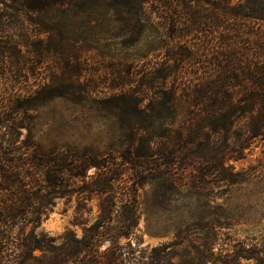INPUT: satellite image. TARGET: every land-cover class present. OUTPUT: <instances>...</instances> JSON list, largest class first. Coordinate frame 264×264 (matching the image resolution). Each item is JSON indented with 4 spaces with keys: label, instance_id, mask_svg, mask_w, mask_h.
<instances>
[{
    "label": "trees",
    "instance_id": "1",
    "mask_svg": "<svg viewBox=\"0 0 264 264\" xmlns=\"http://www.w3.org/2000/svg\"><path fill=\"white\" fill-rule=\"evenodd\" d=\"M76 1L0 0L5 7V12L0 11V64L6 67L10 82L22 77L24 49L40 62L58 54L56 58L65 67L66 59H77L74 47L64 55L69 39L49 27L44 18L52 9L64 5L67 9ZM102 2V7L110 5L120 14L121 22L135 21L142 31L154 25L166 30L157 34L156 45L150 43L143 56L138 55L144 61L143 72L129 79L128 71L120 84L121 101L132 105L133 116L140 123L127 135V147L110 160L76 149L66 150L64 155L43 152L31 131L24 149L8 145L0 157V164H6L4 169L0 167L5 185L0 187V225L13 230L17 219L24 226L37 225V205L62 194L64 180L60 175L66 171L69 180L84 182L80 194L97 197L99 214L81 238L66 234V259L60 264H264V250L257 246L233 247L228 255L223 250L217 252L215 238L199 241L193 245L194 254L183 259L173 252L184 243L183 231L173 242L152 248L147 256L130 240L137 226V193L145 183L160 182L166 175L172 187L198 195L208 178L229 185L240 183V174L230 172L227 165L245 160L255 143H264V0H240L237 4L232 0ZM152 3H159L160 9H153ZM23 12L40 17L29 19L35 26L33 33L19 34L23 25L18 14ZM159 31L155 27V33ZM140 74L142 78L136 81ZM47 79L40 82L33 100L45 98L52 87L66 90V79ZM129 83L136 85L125 90ZM11 98L0 116L9 138L14 135L12 118L25 110L19 98ZM145 100L149 103L141 109ZM173 127H177L175 131ZM31 149L34 151L25 152ZM21 163L23 166H18ZM26 165L33 166V173L43 172L41 195L35 192L34 174L22 172ZM174 166L184 178L173 179ZM91 170L94 173L88 176ZM124 177L130 184L127 192L122 191ZM8 237L0 231V264L7 262L1 248L8 245ZM123 239L126 242L122 243ZM27 241L24 250L40 248ZM19 257L27 261L26 256ZM174 258L179 259L175 262Z\"/></svg>",
    "mask_w": 264,
    "mask_h": 264
},
{
    "label": "rangeland",
    "instance_id": "2",
    "mask_svg": "<svg viewBox=\"0 0 264 264\" xmlns=\"http://www.w3.org/2000/svg\"><path fill=\"white\" fill-rule=\"evenodd\" d=\"M238 1L232 0V3ZM103 4L102 0H78L67 9L66 5L54 8L44 17L49 27L69 39L65 43L64 55L73 47L77 51V59H66V67L61 59L56 58L58 54L40 62L24 49L26 62H23L22 77L14 83L7 78L6 67L0 64V116L13 95L25 104V110L12 118L14 123L10 127L14 135L10 138L6 132L8 128H4V119L0 120V157L8 145L24 149L30 131L34 143L46 153L54 151L64 155L66 150L76 149L110 160L127 147V135L140 122L133 116L132 105L121 101L120 84L126 80L128 71L129 79L138 71L143 72L144 61L139 60L138 55L143 56V50L151 44L156 45L157 34L166 30L154 25L160 30L158 33H155L154 26L142 31L135 21L121 22L120 14L110 5L102 7ZM152 4L153 9H160L159 3ZM0 11L5 12L3 4H0ZM18 17L23 25L20 35L33 33L35 26L29 23V19L40 18L25 12ZM157 21L155 17L154 22ZM138 39L141 41L136 44ZM50 78L66 79V90H53L52 87L45 98L33 100L40 90V82L44 79L50 81ZM141 78L142 74L136 77V81ZM135 85L129 83L124 89H132ZM142 103L141 109L149 102ZM166 128L162 127V130ZM176 128L173 127V131ZM31 151L34 149L25 152ZM5 166L1 162L0 167L4 169ZM227 167L230 172L239 173L242 181L229 185L208 178L200 195L182 193L181 187H172L166 181V175L160 182L145 183L137 193L138 219L130 239L132 244L138 245L139 251L147 256L152 248L173 242L183 231L184 243L173 251L183 259L194 254L193 245L207 238H215L217 252L223 250L228 255L233 247L238 250L246 245L264 250V143H255L245 160L231 161ZM24 168L23 173L34 174L35 192L41 195L43 172L36 170L33 173L31 165ZM93 173L91 170L88 176ZM171 173L173 179L184 178L177 166L171 168ZM60 176L64 180V189L59 191L62 194L46 198L42 206L37 205L40 213L37 225L32 223L26 227L20 219L14 222L18 226L13 230L3 229L5 227L0 225V231L9 235L8 245L1 248L3 256L7 257L6 264L26 261L19 256H26L27 264H34V259L36 264H60L66 259V234L81 238L84 230L98 217L97 197L87 198L80 194L84 182L69 180L66 171ZM123 179L122 191L127 192L130 190L128 180ZM4 186V180L0 179V187ZM31 235L32 239L29 238ZM30 240L33 247L38 245L40 248L24 250L23 244ZM46 247L47 251L44 250ZM178 259L174 258V261Z\"/></svg>",
    "mask_w": 264,
    "mask_h": 264
}]
</instances>
